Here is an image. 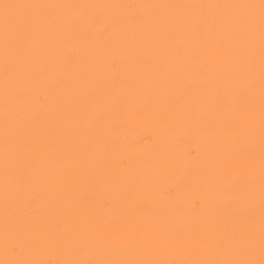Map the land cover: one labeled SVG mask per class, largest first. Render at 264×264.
<instances>
[{
    "label": "bare ground",
    "instance_id": "bare-ground-1",
    "mask_svg": "<svg viewBox=\"0 0 264 264\" xmlns=\"http://www.w3.org/2000/svg\"><path fill=\"white\" fill-rule=\"evenodd\" d=\"M259 4L0 0V264L174 260L224 227L184 185L231 141L210 85L259 111Z\"/></svg>",
    "mask_w": 264,
    "mask_h": 264
},
{
    "label": "snow or ice",
    "instance_id": "snow-or-ice-1",
    "mask_svg": "<svg viewBox=\"0 0 264 264\" xmlns=\"http://www.w3.org/2000/svg\"><path fill=\"white\" fill-rule=\"evenodd\" d=\"M259 8V111H256L254 90L250 84L241 86L236 83L227 105L219 91L210 85L223 117L232 122L229 129L231 141L213 156L210 163L200 167L194 182L184 185L185 193L191 194L190 205L196 208L197 217L224 227L182 237L180 243L187 253L186 258L136 261L133 264H264V0H260ZM232 23L239 25L241 21L235 20ZM190 33L199 39L200 25L193 23ZM257 124L258 150L255 136ZM167 195L171 196V191ZM3 264L18 262L6 261ZM63 264L118 262L76 260Z\"/></svg>",
    "mask_w": 264,
    "mask_h": 264
},
{
    "label": "rangeland",
    "instance_id": "rangeland-1",
    "mask_svg": "<svg viewBox=\"0 0 264 264\" xmlns=\"http://www.w3.org/2000/svg\"><path fill=\"white\" fill-rule=\"evenodd\" d=\"M178 26H179V24H178ZM200 69L202 70V68H200ZM200 69H199V70H200ZM201 70H200V71H201ZM203 72H204V69H203ZM198 73H200V72H198ZM203 151H205V150H203ZM158 229H160V227H159Z\"/></svg>",
    "mask_w": 264,
    "mask_h": 264
}]
</instances>
